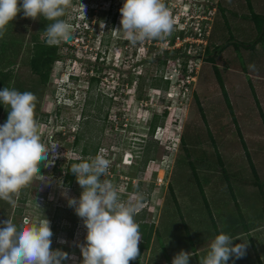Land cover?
Returning a JSON list of instances; mask_svg holds the SVG:
<instances>
[{
	"label": "rangeland",
	"instance_id": "1",
	"mask_svg": "<svg viewBox=\"0 0 264 264\" xmlns=\"http://www.w3.org/2000/svg\"><path fill=\"white\" fill-rule=\"evenodd\" d=\"M163 2L173 20L171 35L133 46L119 30L124 0H72L60 19L70 24L82 16L81 3L84 14L94 10L89 30L79 41L70 43L72 35L58 45L60 59L50 67L45 86L31 73L29 61L36 44L47 45L44 29L53 21L24 18L20 12L6 26L0 38V70L12 74L0 90L21 85L19 92L35 94L34 119L41 140L49 148L56 147V155L50 166L40 167L39 174L47 182L34 179L30 188L13 196L15 207L0 200V222L11 219L22 228L28 226L26 221L37 223L44 216L53 232L52 249L69 254L64 264H82L80 246L86 243V228L62 191L79 198L82 189L67 167L103 154L110 167L102 179L123 188L120 198L126 204L134 203L138 193L142 195L143 206L134 219L139 226L153 225L148 249L140 254L138 264H171L181 250L193 254L189 264H199L196 251L201 254L206 249L207 254L216 230L232 232V219L240 225L239 206L252 210L242 217L252 227L248 226L247 234L230 235L233 244L243 239L248 240V247L243 258L230 259L228 264H264V189L247 199L236 183L240 173L247 182L250 161L259 174L264 171V27L260 33L253 20V15L264 17V0ZM98 51L105 55L102 62L94 63ZM164 51L170 52L167 57ZM144 58L151 61L144 63ZM185 60L190 75L186 78L182 73ZM96 73L101 79L90 80ZM67 83L75 84L73 91L66 89ZM8 112L0 103V126ZM150 121L156 126L152 135ZM58 130L62 131L59 136ZM259 185L262 188L264 182ZM247 186L252 187V182ZM200 190L210 201V221L208 212L195 202L202 197ZM213 206H219L218 210ZM248 214L253 216L247 219ZM186 231L191 238L184 236ZM199 239L206 243L202 248H197Z\"/></svg>",
	"mask_w": 264,
	"mask_h": 264
},
{
	"label": "clouds",
	"instance_id": "2",
	"mask_svg": "<svg viewBox=\"0 0 264 264\" xmlns=\"http://www.w3.org/2000/svg\"><path fill=\"white\" fill-rule=\"evenodd\" d=\"M71 5L72 0H19L18 7V0H0V38L7 32L6 26L20 12L24 18L36 20L43 17L53 21L44 29L48 46H58L75 36L71 25L78 24L79 35L86 36L89 28L85 29L84 25L89 24V15L87 10L84 14L81 3L83 15L74 18L71 25L60 19ZM119 11V30H123L133 46L149 39L163 40L173 31V20L163 0H124ZM186 17L181 18L180 23ZM190 22L191 19L185 25ZM100 27L103 28L104 24L101 23ZM83 31L84 35H81ZM112 37H115L114 34ZM104 55L105 52L98 51L94 63L98 60L102 62ZM99 73L90 80L99 81L102 77ZM74 87L75 84L66 85L69 91H73ZM36 99L35 94L28 91L19 92L7 87L0 90V103L9 109L6 122L0 126V200L13 207L16 204L13 196L22 189L30 188L34 179L47 182V178L39 174L40 167L42 164L44 167L50 166L56 155V147L49 148L41 140L39 125L34 119ZM152 121L148 123L149 128ZM55 133L59 136L62 131ZM109 167L110 161L103 154H97L90 161L73 163L67 169L75 175L82 189L79 198L70 197L66 190L62 191L67 205L73 208L86 228V243L80 246L82 264H129L140 256L138 245L142 237L134 217L143 206V197L138 193L134 203L122 202L120 193L123 188L102 179L108 174ZM58 184L62 186V181ZM0 223V264H62L70 259L68 253L52 249L53 232L50 221L44 216L37 223L26 221L28 226L22 228H18L11 219ZM233 240L224 232L216 235L207 254L199 258V264H228L230 259L243 258L248 240L239 239L242 242L237 244H233ZM191 256V252L181 250L174 255L171 264H189Z\"/></svg>",
	"mask_w": 264,
	"mask_h": 264
},
{
	"label": "trees",
	"instance_id": "3",
	"mask_svg": "<svg viewBox=\"0 0 264 264\" xmlns=\"http://www.w3.org/2000/svg\"><path fill=\"white\" fill-rule=\"evenodd\" d=\"M92 13H93V10H90V12L88 14L90 19L92 18ZM253 20H254V22L257 25L258 31H260V33H262V28L264 27V17L257 16V15H253ZM183 34H184L183 31L179 32L180 37H183L184 36ZM261 36L262 35L260 34V37ZM236 47H237V45H236ZM253 47H254V45L251 46V48H253ZM58 51H59V46H48V45H45V44H36L32 48V53H31V57H30V61H29V68L31 70V73L33 75H35V76L38 77L39 82H40V84L42 86H45L47 84V82H48L49 69L52 66V64L54 62H56L57 60L60 59L59 58V55H58ZM169 53L170 52H168V51H164L163 52L164 57H167ZM183 55H184L183 57H187L185 54H183ZM149 61H151V59L150 60L149 59L146 60V58L144 59V63H147ZM208 61H210L212 63L213 58L208 57ZM136 65L137 64H134L135 67H136ZM182 65H183V68H182L183 77L186 78V76H190L189 74H187V70L185 69L186 68V65H187L186 60L183 62ZM11 74H12L11 71H5L4 72L3 70H0V87L3 88L7 83H9L11 81ZM214 74H215V76H216V78L218 80V83H219V85H220V87L222 89V92L225 95L224 85L222 83L221 77H220L219 72H218L217 69H214ZM16 88L19 89V90H21L23 88V86L20 85V87H16ZM19 90H17V91H19ZM194 97H195L196 104L198 105V107H200L199 100H198L197 95L195 94ZM155 128H156V126H155L154 122H152V124L150 126V130H149L151 135L154 133ZM181 145H183V147L185 149L186 140L182 139L181 140ZM249 160H250V158H249ZM147 161H148V158L145 157V159L143 160V165L144 166L147 164ZM250 163H251V169H250V172H249L250 176L247 177V179H248L247 182L244 179V176L246 177V175H242L241 173L239 175L237 174V179H236L237 185L240 186V189H242V192H243V195L242 196H243V198H247V199H249V197H251V198L254 197L255 194H257L258 192H260V191H262L264 189V186L261 188L260 185H259V183L264 182V181H261V179H263V178L259 175L258 169L252 164L251 161H250ZM189 166H190L191 169L192 168L194 169L193 164H189ZM69 168L70 167H67V169H69ZM67 175H68L69 178H72L73 177V175L71 173H69ZM248 182L249 183L252 182V185L253 186L252 187L247 186V183ZM126 189L127 190L130 189V187L128 186ZM198 192H200V194H201L202 197L200 199H198V200L195 201V202H198L199 201L198 204H196V205H198L197 207L199 209L200 208H204L206 210V213L208 212L207 215L209 214V221H210L211 220V217H212L211 216V212L208 209V205H210V201L207 200V199H205V196H204V193H203L202 190H200ZM257 199H258V201H260V197L259 196H257ZM233 202H234V206H235V198H233ZM213 204L215 206H217L216 203H213ZM244 204H245V202H244ZM215 206H213V207L216 210H218V208H219L220 205L218 207H215ZM256 206L257 207H260L259 204H256ZM239 207H237V213H238V216L240 217V225L239 226H242V228L240 230L239 226H237L238 223H235L234 219H232V221L234 223L233 225L235 226L234 230L232 232H229L227 230V228H225V229L222 230L226 234L229 233L228 235L236 234L239 231H242L243 233H246L247 234L248 231H249L248 230V226L252 227L251 224L249 223L251 221L248 220V222H246L242 218L244 213H246V212L249 213L252 210L251 209H247V208H245V206H243V209H244V211H243V209H241ZM239 209H241V210H239ZM249 216H253V215L252 214L251 215L248 214V216H246V218L248 219ZM215 224L216 223H213V225H215ZM182 225L184 227L186 226L185 224H182ZM225 225H227L226 224V220H225ZM174 227H175V229H177V226L176 225ZM152 232H153V225H150V227L140 226V233H141V237H142V241L138 245V247H139V253L140 254L143 251H145V250L148 249L149 242H150V239H151V236H152ZM216 233L217 234H220V231L217 232V230H216L215 231V234ZM154 235L157 236L158 234H156V232H155ZM177 235H179V234L178 233H175V237L176 238H177ZM184 236H186L188 238H191L192 237L191 235H189V232L188 231H186V233L184 234ZM184 236L182 238L183 240H181V244L182 245H184V242L187 240L186 237H184ZM157 240H158L159 245H161V237L160 236H157ZM164 240H165V238H164ZM199 242H200V244L197 245V248L198 247L202 248L204 244L206 245V243H204V239H203V241L202 240L200 241V239H199ZM205 248H206V246H205ZM205 251H206V249H205ZM205 251L204 252H201V254H200L198 252V249H197L196 255L200 258V257H202V256L205 255V253H206ZM138 259H139V256L137 257L136 260L130 261L129 264H138ZM64 263H65V261L62 262V264H64Z\"/></svg>",
	"mask_w": 264,
	"mask_h": 264
},
{
	"label": "built area",
	"instance_id": "4",
	"mask_svg": "<svg viewBox=\"0 0 264 264\" xmlns=\"http://www.w3.org/2000/svg\"><path fill=\"white\" fill-rule=\"evenodd\" d=\"M71 25V24H70ZM73 31H74V38L73 41H70V43H74V41H79V39H81L82 37L79 35L81 33V31H79L80 26L78 24L75 25H71ZM84 28L87 29V25H84ZM81 35H84V31L82 32ZM79 42H77V46H78Z\"/></svg>",
	"mask_w": 264,
	"mask_h": 264
},
{
	"label": "crops",
	"instance_id": "5",
	"mask_svg": "<svg viewBox=\"0 0 264 264\" xmlns=\"http://www.w3.org/2000/svg\"><path fill=\"white\" fill-rule=\"evenodd\" d=\"M261 109H262V108H261ZM259 175H260V176L264 175V171H263V172L261 171Z\"/></svg>",
	"mask_w": 264,
	"mask_h": 264
}]
</instances>
